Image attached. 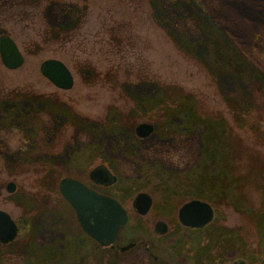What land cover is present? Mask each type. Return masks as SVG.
Listing matches in <instances>:
<instances>
[{"label": "rangeland", "instance_id": "374dc122", "mask_svg": "<svg viewBox=\"0 0 264 264\" xmlns=\"http://www.w3.org/2000/svg\"><path fill=\"white\" fill-rule=\"evenodd\" d=\"M2 33L25 61L0 58V208L20 222L0 264L101 258L59 191L65 176L95 186L99 164L118 180L98 189L130 213L122 238L148 245L150 264H264V0H0ZM48 58L71 89L42 75ZM143 122L155 129L140 138ZM192 199L214 208L205 227L178 218Z\"/></svg>", "mask_w": 264, "mask_h": 264}, {"label": "water", "instance_id": "95a60500", "mask_svg": "<svg viewBox=\"0 0 264 264\" xmlns=\"http://www.w3.org/2000/svg\"><path fill=\"white\" fill-rule=\"evenodd\" d=\"M0 57L9 69H16L23 65L25 57L16 41L8 34L0 36ZM40 71L51 83L61 89H71L74 86V75L70 68L60 59L48 58L41 62ZM154 131V125L149 122L140 123L136 133L140 137H148ZM90 177L98 184L111 185L117 177L105 165L100 164L92 169ZM59 188L63 196L73 206L82 228L102 245H111L118 237L120 230L128 221L125 207L115 198L101 194L81 181L65 177L60 181ZM8 191L15 190V183L10 182ZM153 199L147 192H140L133 200L136 212L145 215L151 209ZM180 222L191 228H201L208 225L215 217L213 206L200 199H193L184 203L178 212ZM158 233L167 232V224L158 221L155 225ZM18 233V226L11 215L0 209V241L9 242ZM131 246V245H130ZM126 248H129L127 246ZM234 264H247L245 260H236Z\"/></svg>", "mask_w": 264, "mask_h": 264}, {"label": "flooded vegetation", "instance_id": "af4514ba", "mask_svg": "<svg viewBox=\"0 0 264 264\" xmlns=\"http://www.w3.org/2000/svg\"><path fill=\"white\" fill-rule=\"evenodd\" d=\"M3 34H8V35H10L16 42H17V40H16V38L14 37V36H12L11 34H9V33H2L1 35H3ZM0 35V36H1ZM17 44H18V42H17ZM19 45V44H18ZM20 47V46H19ZM55 124V123H54ZM53 126L52 124H51V122H49V126ZM155 127V126H154ZM155 129V128H154ZM141 138V137H140ZM106 165V164H105ZM107 166V165H106ZM108 167V166H107ZM109 168V167H108ZM110 169V168H109ZM111 170V169H110ZM92 171V170H91ZM90 171V172H91ZM90 172H89V178H90V180H92L91 179V177H90ZM111 172L117 177V175L111 170ZM65 177H72V176H65ZM65 177H63V178H65ZM62 178V179H63ZM72 178H75V177H72ZM61 179V180H62ZM75 179H77V180H79V181H81L82 183H84L85 185H87L88 187H90L91 189H93V190H95V191H97V192H99V193H101V194H104V195H108V196H111V197H113V198H115L116 200H118L121 204H122V206L123 207H125L124 205H123V203L120 201V199H118L117 197H115V196H113V195H111V194H108V193H105L104 191H101L100 189H98V187H109L110 185H105V184H98V183H96L95 181H93L94 183H95V186H92V185H90V184H88V183H86L85 181H83V180H81V179H78V178H75ZM60 180V181H61ZM117 180H118V177H117ZM116 180V181H117ZM12 182V181H11ZM59 184H60V182H59ZM15 186H16V184H15ZM59 191H60V188H59ZM61 192V191H60ZM140 192H147V191H140ZM139 192V193H140ZM148 194H150L149 192H147ZM63 195V194H62ZM151 195V194H150ZM151 197H152V199H153V203H152V206H151V209H152V207H153V204H154V198H153V196L151 195ZM65 198V197H64ZM135 198V197H134ZM66 199V198H65ZM67 200V199H66ZM134 200V199H133ZM193 200V199H192ZM68 201V200H67ZM188 202V201H187ZM69 203V202H68ZM70 204V203H69ZM71 205V204H70ZM71 207L73 208V206L71 205ZM132 207H133V202H132ZM0 209H2V208H0ZM74 209V208H73ZM125 209L127 210V213H128V221H129V219H130V213H129V211H128V209L125 207ZM151 209L149 210V212L151 211ZM2 210H4V209H2ZM75 210V209H74ZM133 210H134V208H133ZM6 211V210H5ZM135 211V210H134ZM148 212V213H149ZM9 213V212H8ZM75 213H76V211H75ZM135 213H137V214H140V213H138V212H136L135 211ZM147 213V214H148ZM10 214V213H9ZM147 214H145V215H147ZM11 215V214H10ZM140 215H142V214H140ZM11 217L14 219V221L16 222V224H17V226H18V233H17V236L13 239V240H11V241H9V242H2V241H0V243L3 245V246H6V245H9V244H12L14 241H16L17 239H18V237H19V233H20V222L17 220V219H15L12 215H11ZM76 217H77V214H76ZM77 221H78V218H77ZM128 221H127V223H128ZM158 221H164L163 219H159V220H157L156 221V223L158 222ZM165 222V221H164ZM78 223H79V221H78ZM127 223H126V225H127ZM156 223H155V225H156ZM166 224H167V222H166ZM79 225H80V227H81V229H82V231H83V233L90 239V240H92L93 242H94V244H95V252H93V253H95V254H97V256L98 257H101L100 259H98V258H93V256H92V253L89 255V257H90V259H89V257H87V259H85V261L83 262V263H78V262H75V263H72V264H108V261L107 260H105L104 259V257H107V256H112V255H114V256H116L117 255V258H119V261L117 260V262H119V264H150V262H149V260L152 262V260L156 263L157 262V260H158V258H157V256L156 255H151V254H149V252H150V250H149V248H148V245H145V249H143V251H144V253H142V249L140 248V247H138L137 246V242L135 241V240H130V241H128V242H125L124 241V239L122 238V231L125 229V227H126V225L120 230V232H119V234H118V237H117V239L115 240V242L113 243V244H111V245H102L100 242H98L97 240H95L93 237H91L88 233H86L85 231H84V229L82 228V226H81V224L79 223ZM155 225H154V231L156 232V234L157 235H164V234H166V233H168L169 232V230H170V228H169V225L167 224V232L166 233H164V234H160V233H158L157 231H156V229H155ZM131 245V246H130ZM127 246H129V248H126ZM95 256V255H94ZM96 257V256H95ZM1 264H26V263H12V262H4V263H1ZM152 264H154V263H152Z\"/></svg>", "mask_w": 264, "mask_h": 264}]
</instances>
